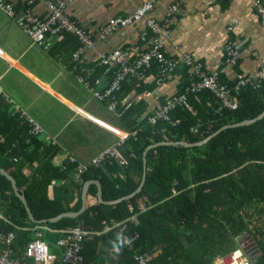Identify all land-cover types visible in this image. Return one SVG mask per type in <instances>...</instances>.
Returning <instances> with one entry per match:
<instances>
[{"label":"trees","instance_id":"trees-1","mask_svg":"<svg viewBox=\"0 0 264 264\" xmlns=\"http://www.w3.org/2000/svg\"><path fill=\"white\" fill-rule=\"evenodd\" d=\"M159 24L163 29L164 25ZM147 33L148 37L152 34ZM110 64L96 65L89 79L103 72L110 79L119 67ZM187 67L179 71L186 73ZM139 69H146V73L159 72L154 60L148 67ZM241 76L239 73L231 81L220 79L237 99L235 109L221 107L208 89L186 91L189 85L186 80L173 95L185 93L191 109L176 103L169 110L170 118L178 119L176 123L159 120L151 124L148 117L152 111L146 112L144 99L130 96L133 78L126 75L115 92L118 113L112 111L121 128L128 132L137 129L135 136H129L120 145L128 156L131 153L133 156L122 166L104 161L90 172L81 173L79 180L61 168V165L67 167L64 160L53 165L58 147L30 135L27 122L19 113L7 116V106L6 110H0V157L3 158L0 164L23 190L35 219H48L80 208L81 186L88 178L100 181L105 200L132 192L143 175L145 151V182L131 197L104 204L96 200V185L90 184L81 214L40 224L53 229L81 227L86 232L81 243L82 264H138V256L148 264H212L235 249H240L250 264H264V116L248 124L225 127L200 145L147 148L162 140L200 141L222 125L251 119L264 111V79L257 88L247 85L236 90V81ZM141 90L135 88L136 93ZM118 140L116 137L113 141ZM20 156L24 161L18 163L16 159ZM37 157L42 162L28 177L26 165L33 164ZM69 179L74 180L77 198L74 203L68 197L56 199L51 192L53 181ZM149 180L161 187L165 198L160 193L149 192L146 187ZM0 213V235L13 232L10 247L21 256L35 234L31 230L17 231L16 227L39 223L29 220L23 203L2 174ZM114 223L123 224L122 231ZM134 234L137 236L131 245L123 242L125 235Z\"/></svg>","mask_w":264,"mask_h":264},{"label":"crops","instance_id":"crops-1","mask_svg":"<svg viewBox=\"0 0 264 264\" xmlns=\"http://www.w3.org/2000/svg\"><path fill=\"white\" fill-rule=\"evenodd\" d=\"M10 1L14 16H8L0 9V110H6L8 106V117L14 112L19 113L27 122L28 131L32 129L30 120L38 124L41 131L37 136L59 149L53 165L64 160L67 167L61 165V168H66L67 174L75 175L71 158L81 163L90 162L98 152L116 142L113 141L116 137L128 131L118 125L115 112L94 98L70 71L71 55L82 47L79 39L63 33L49 38L50 44L33 42L16 18L29 7L27 0ZM147 1H152L153 7L138 21L106 29L111 17L127 15ZM64 3L66 14L80 25L90 41L83 46L80 64L93 71L97 68L99 55L112 49L137 46L146 49L147 43L141 40V32L147 17L164 25L161 29L163 49L167 57L178 59V69L161 81L158 72L149 70L146 73V69L129 74L133 78L130 96L136 100L144 99L146 112L164 104L186 80L190 82L199 75L216 72L219 82L220 78L231 81L239 73L240 76L250 75L264 65V23L253 0H64ZM174 3L178 8L169 13L170 5ZM31 9L36 15L45 17L46 1L33 0ZM233 46L239 49L237 65L225 61L227 47ZM135 55L136 51H131L130 59ZM185 66H188L186 73L179 71ZM100 76L105 80L110 77L105 72ZM135 88L142 90L136 93ZM16 160L21 163L24 157ZM41 162V157H37L33 164L26 165L28 177ZM73 183L72 179L53 181V197L72 198L74 203L77 198ZM146 187L151 194L160 193L165 198L154 181L149 180ZM132 219L136 220V216ZM16 229L31 230L35 238L39 236L51 245L60 234V229L40 224L28 223ZM5 236L0 235V238ZM3 247L0 242V248Z\"/></svg>","mask_w":264,"mask_h":264},{"label":"built area","instance_id":"built-area-1","mask_svg":"<svg viewBox=\"0 0 264 264\" xmlns=\"http://www.w3.org/2000/svg\"><path fill=\"white\" fill-rule=\"evenodd\" d=\"M47 5V14L45 17L36 15L32 9L31 4L33 0H27L29 7L21 13L17 18L18 23L29 34L33 42L38 44H50L49 38L59 36L63 33H69L79 39L82 47H78L72 53L70 59V71L75 77L83 84L84 87L92 92L94 98L107 103V107L116 111L117 100L115 92L119 89L120 82L126 75L136 72L141 67H148L154 60L158 63L159 67V80L172 71L178 64L177 58H169L165 55L163 50V32L161 31L160 24L153 18L147 17L143 31L141 32V40L147 43V49L141 50L139 46L133 49L115 48L105 54L99 55L98 65L109 64L113 62L119 67L114 71L113 76L105 80L103 77H95L93 80L89 79L91 69L84 64H80L83 46L90 43L86 33L77 24V22L70 18L65 12L64 0H45ZM253 5L259 15L261 21L264 23V1L253 0ZM153 7L152 1L142 3L139 7L134 9L131 13L123 16H114L108 20L106 29L112 30L119 26H125L138 21L141 17L146 15ZM178 8V4L170 5L169 13ZM0 9L3 10L8 16H14V7L10 0H0ZM147 31L152 34L148 37ZM136 51L133 59H130L129 54L131 51ZM230 54H225V61L230 65L237 64L239 49L235 46L227 47ZM136 58V59H135ZM186 63H190L189 57L186 58ZM264 79V65L255 73L250 75H242L235 84V89L250 85L252 88H257L260 82ZM186 91L196 92L201 89H208L217 98L221 107H228L235 109L238 105L237 99L231 94L229 86L218 81L216 72L209 74L199 75L192 79L189 85L185 88ZM176 103H183L188 109L190 106L186 101L185 93L171 95L165 105L160 106L158 109L152 110L149 115L148 121L155 124L159 120H166L172 124L176 123L178 119L172 120L169 116V110L172 109ZM118 113V112H117ZM32 129L29 131L32 135H37L41 129L38 124L30 120ZM137 129L124 133L119 140L112 145L106 147L102 152L97 154L90 160L92 166H98L102 162L107 161L112 164L126 165L127 160L130 159L125 151L122 149L124 139L129 136H135ZM72 164L75 169V180H79L80 174L88 171L82 164L76 163L74 158ZM0 217L2 214L0 213ZM120 231L124 225L117 223ZM86 232L79 226L68 227L60 229V234L53 245L46 242L41 237L34 238L29 241L21 256L14 248L10 247V243L14 237L13 232H9L4 239L0 238V242L4 244L0 248V264H82L83 255L81 253V243ZM136 234L132 236L125 235L123 242L131 245ZM61 253L58 254V251ZM228 261L223 260L218 264H250L246 256L240 249L231 251L228 255ZM243 257L246 261H243ZM138 264H148L142 256H138ZM242 258V260H241Z\"/></svg>","mask_w":264,"mask_h":264},{"label":"water","instance_id":"water-1","mask_svg":"<svg viewBox=\"0 0 264 264\" xmlns=\"http://www.w3.org/2000/svg\"><path fill=\"white\" fill-rule=\"evenodd\" d=\"M263 116H264V111H262L260 114H258L257 116H255L251 119H244V120L239 121V122L222 125L217 131L211 133L210 135H208L207 137H205L204 139H202L200 141L188 142V141H184V140H179V141L162 140V141H159L157 143L150 144L147 148L155 147L158 145H169V144H171V145L181 144V145H185V146L200 145V144L206 142L208 139L211 138V136H213L215 133H217L219 130H221L225 127L248 124V123L254 122L255 120H257ZM147 148H146V150H147ZM145 162H146V158H145V151H144V153H143V175L141 177V180H140L138 186L132 192H130L126 195H123L121 197L115 198V199L105 200L102 197V190H101L100 181L98 179H87L82 183V186H81V191H80L81 206H80V208L78 210H75V211H73V210L63 211V212L57 214L56 216L48 218V219H35V217L33 216L32 212L30 210L29 205L27 204L23 190L17 186L15 178L1 165H0V174L4 175L10 181L12 191L23 203L29 220L32 222L41 224V223H44L45 221L55 222V221H58L60 218L65 217V216L75 217V216H78L79 214H81L86 207V195H87V190H88V187L90 184L96 185V187H97V193H96L97 200H98V202H101L104 204H113V203H116L122 199L131 197L134 193L138 192L142 188V186L144 185V182H145Z\"/></svg>","mask_w":264,"mask_h":264},{"label":"rangeland","instance_id":"rangeland-1","mask_svg":"<svg viewBox=\"0 0 264 264\" xmlns=\"http://www.w3.org/2000/svg\"><path fill=\"white\" fill-rule=\"evenodd\" d=\"M99 154V153H98ZM76 163H79V164H82L83 166H85L86 167V170H88L89 172L92 170V165H91V162H86V163H81V162H79V160H74ZM83 162V161H82ZM44 231V230H43ZM253 254V252L250 254V256ZM221 260H223V261H225V262H227L229 259H228V256L226 255V256H224ZM220 260V261H221ZM241 260H242V258H241ZM220 261L218 262V263H220ZM243 261H246L245 260V258L243 257ZM217 263V264H218Z\"/></svg>","mask_w":264,"mask_h":264},{"label":"bare ground","instance_id":"bare-ground-1","mask_svg":"<svg viewBox=\"0 0 264 264\" xmlns=\"http://www.w3.org/2000/svg\"><path fill=\"white\" fill-rule=\"evenodd\" d=\"M225 54H230V51H228V50H226L225 51ZM136 59V58H135ZM181 59V58H180ZM117 71V70H116ZM181 78V77H180ZM170 79V78H169ZM221 79V78H220ZM161 81V80H160ZM188 82V81H187ZM229 83V82H228ZM228 85V84H227ZM178 86V85H177ZM206 91V90H205ZM237 92V91H236ZM209 94V93H208ZM198 108V107H197ZM225 110V109H224ZM231 111V110H230ZM214 116V115H213ZM199 117H201V116H199ZM155 132V131H154ZM45 134V133H44ZM111 143V142H110ZM99 153V152H98ZM140 158V157H139ZM131 159V158H130ZM229 176V175H228ZM218 180V179H217ZM215 181V180H214ZM95 200V199H94ZM162 202V201H161ZM89 204V203H88ZM76 208H78V207H76ZM249 208V207H248ZM245 209V208H244ZM171 227V226H170ZM168 229H169V227H168ZM172 236V235H171ZM171 238V237H170ZM167 243V242H166ZM112 248V247H111ZM123 255V254H122ZM124 257V256H123ZM201 257V256H200ZM111 260V259H110ZM199 260V259H198ZM149 261V260H148ZM197 262V261H196ZM154 264V263H153Z\"/></svg>","mask_w":264,"mask_h":264},{"label":"clouds","instance_id":"clouds-1","mask_svg":"<svg viewBox=\"0 0 264 264\" xmlns=\"http://www.w3.org/2000/svg\"><path fill=\"white\" fill-rule=\"evenodd\" d=\"M235 65H237V64H235Z\"/></svg>","mask_w":264,"mask_h":264}]
</instances>
